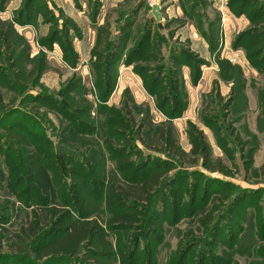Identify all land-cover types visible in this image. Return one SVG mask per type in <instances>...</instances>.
<instances>
[{
  "label": "rangeland",
  "instance_id": "1",
  "mask_svg": "<svg viewBox=\"0 0 264 264\" xmlns=\"http://www.w3.org/2000/svg\"><path fill=\"white\" fill-rule=\"evenodd\" d=\"M30 1L8 13L11 0L0 1V264L17 254L64 264L37 258L60 230L33 239L30 229L53 207L69 209L60 228L98 219L107 264H264V0H75V13ZM81 9L87 56L76 47ZM189 25L210 56L182 36ZM174 76L186 102L176 116L162 109ZM166 125L184 158L159 142ZM156 173L152 206L111 201L112 186L135 189ZM126 211L131 229L112 224ZM88 251L70 262L101 264Z\"/></svg>",
  "mask_w": 264,
  "mask_h": 264
},
{
  "label": "trees",
  "instance_id": "2",
  "mask_svg": "<svg viewBox=\"0 0 264 264\" xmlns=\"http://www.w3.org/2000/svg\"><path fill=\"white\" fill-rule=\"evenodd\" d=\"M36 1L37 0H31L30 2H33L32 4L34 3L36 4ZM5 2H7V0H3V3ZM4 8L5 7L3 4L0 9L3 10ZM261 10L262 9L258 8L259 12H261ZM21 17H18L17 21H21L23 19L25 20V18H21ZM150 35H151V32H150ZM150 35H148L147 38H149ZM250 41L252 42L253 40L251 39ZM69 42L72 43L71 40H69ZM65 51H66V54L68 55V50H66V48H65ZM71 53L74 54V57L76 56L74 46L72 47ZM263 54H264V51H263ZM259 55H261V53ZM161 57L163 58V56ZM75 59L76 61L78 60V58H74V60ZM130 61H132L131 64L134 61L133 53L129 54L128 61H127L128 65L130 64ZM197 63L200 64L203 62L197 61ZM198 68H199V65H198ZM170 71L171 69L169 70V72ZM139 73H140V70H139ZM158 74H159V71L154 79L157 78ZM142 76L146 78V76H144L143 74ZM173 81H174V90L176 92L172 91V94H170V96L169 94H165L163 98V102L165 104L164 105L162 104L163 106L162 109L166 110L167 105L169 104L171 105V108H172L170 113L176 116L182 110H184L183 108H185L186 102H185L184 96H181L179 94L180 88L182 87L180 85V81H178V79L175 78V76L173 77ZM154 83L155 84L154 86H152V88L154 91L157 92L158 85L156 81H154ZM123 106H124L123 107L124 110L128 114L130 115L133 114L131 105L129 103L124 102ZM19 129H22V126H19ZM175 137L176 136L174 132V127L172 125H166V127H162L159 131V142L163 144L165 148L171 149V151L174 154H178L179 157L184 158L186 156V153L181 150ZM202 140H203L202 136H199V135L196 136V141L194 144L197 148H199L200 144L202 143ZM205 144L206 143L204 141V145ZM192 153L196 154V149L193 150ZM127 163H128L127 160L123 161V165H126ZM163 176H164L163 173H156L154 176L150 178L143 179L144 181L142 180L143 182L142 185L135 189L127 188L124 185H120L118 187L112 186L111 187V201L116 203V206L125 207L126 201L128 200L127 197L129 198L133 197L132 199L137 200V202L139 201L145 204L146 206H152V203L154 202L153 192L155 191L156 187L160 186ZM135 205L137 206V203L133 202V207H135ZM68 214H69V209H66V208L59 209L58 207H53L52 209L49 210L48 217H46L45 220H41L43 222H46L47 220H49L51 221V224L45 223L44 226L42 225L41 221L36 215V219L30 227V229L33 227L35 230V232L32 235L33 239L37 238V236H39L44 231L47 232V230L53 226H55V229L57 228L56 230H60V231L53 233L52 239H50L48 243L44 244L42 246V249L38 251L37 253L38 260L57 259L58 261L60 260V262H64V264H75L70 261L76 256H78L82 252V248L84 247V249H86V252L91 248L94 249V250L88 251L89 253H91V254H88L90 258H93V259L97 258V260H99V263L107 264L105 263L103 259H99V257L100 258H103L104 256L108 257L111 254L110 252L111 246L107 240L106 231H105L104 226L98 221V219H84V220L78 221L76 224H73V225L69 224L63 228H60L59 222L64 220L66 217H68ZM133 217H134L133 214H131L129 211L128 212L126 211V213H124V216H122L123 219L119 221H113L112 224H114L115 222H119L121 223V226H124V228L126 226L128 227L127 229H131L135 221ZM58 227L60 229H58ZM29 239H31V236L29 237ZM127 246L128 245L124 247H127ZM15 259H16V262H18L17 264H31V262H33L31 261V258L28 257V255L26 254L25 255L17 254Z\"/></svg>",
  "mask_w": 264,
  "mask_h": 264
},
{
  "label": "crops",
  "instance_id": "3",
  "mask_svg": "<svg viewBox=\"0 0 264 264\" xmlns=\"http://www.w3.org/2000/svg\"><path fill=\"white\" fill-rule=\"evenodd\" d=\"M54 1L58 5L59 4L64 5V7H65L66 10H69V11L75 13V8L76 7L74 8V6H77L75 0H54ZM78 2L82 3L81 0H79ZM21 4H22V0H11V2L9 3V7L7 8L8 10H7L6 13L12 12V11L16 10ZM80 13L84 14V12H83L82 9L80 10ZM82 14H80V16H81L82 22L84 23V24L81 23L82 24V27H83V29H82L83 30V36L79 40V44L76 47H78L77 50L80 53H83V54H85L87 56L91 52V50H92V45H93V31H92L91 26L88 23L89 22L88 21V17L85 16V14L84 15H82ZM194 29L195 28L193 26H191V25H189L187 27L186 26L182 27V30H183V31L181 30L182 33H183L182 36H184L185 39H187L191 43H193L191 45V47H192L193 50L198 51V52L204 54L205 56H210L208 44L205 42V40L202 37H200L198 35V33L196 32V30H194ZM228 32H230V30H227V33L226 34H228ZM129 34H128V36H129ZM182 40H183V38H182ZM194 43L195 44H198V47L197 46L195 47L194 46ZM227 54L229 56L228 58H230L229 60L233 61L232 60V57H233V55L236 56V54L229 53V52H227ZM121 67L124 68L126 66L123 63Z\"/></svg>",
  "mask_w": 264,
  "mask_h": 264
},
{
  "label": "water",
  "instance_id": "4",
  "mask_svg": "<svg viewBox=\"0 0 264 264\" xmlns=\"http://www.w3.org/2000/svg\"><path fill=\"white\" fill-rule=\"evenodd\" d=\"M159 5H154L152 8V15L155 16L158 20H161V15L159 14Z\"/></svg>",
  "mask_w": 264,
  "mask_h": 264
}]
</instances>
